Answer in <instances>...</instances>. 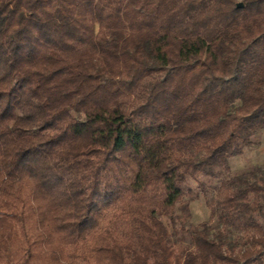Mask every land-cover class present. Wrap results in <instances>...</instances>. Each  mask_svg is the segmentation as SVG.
<instances>
[{
    "label": "trees",
    "instance_id": "16d2710c",
    "mask_svg": "<svg viewBox=\"0 0 264 264\" xmlns=\"http://www.w3.org/2000/svg\"><path fill=\"white\" fill-rule=\"evenodd\" d=\"M261 130L264 0H0V264H264V170L220 176Z\"/></svg>",
    "mask_w": 264,
    "mask_h": 264
},
{
    "label": "rangeland",
    "instance_id": "374dc122",
    "mask_svg": "<svg viewBox=\"0 0 264 264\" xmlns=\"http://www.w3.org/2000/svg\"><path fill=\"white\" fill-rule=\"evenodd\" d=\"M254 142L252 147L246 148L241 154L230 158L229 170L223 169L220 176L250 172L255 168L264 170V130L256 134ZM219 182V176L201 177L199 181L191 178L187 183L189 190L186 192L183 201L176 206L171 215L163 216L171 246L174 248L177 257H181L186 250L193 249L189 237L182 233L183 228L187 230L208 224L211 232L223 231L228 233L224 224L211 216V201L216 197ZM229 239L237 242L238 249L244 246L243 243L246 240L244 233L240 230L231 232Z\"/></svg>",
    "mask_w": 264,
    "mask_h": 264
},
{
    "label": "water",
    "instance_id": "95a60500",
    "mask_svg": "<svg viewBox=\"0 0 264 264\" xmlns=\"http://www.w3.org/2000/svg\"><path fill=\"white\" fill-rule=\"evenodd\" d=\"M237 6H238V7H243V4H242V3H238Z\"/></svg>",
    "mask_w": 264,
    "mask_h": 264
}]
</instances>
